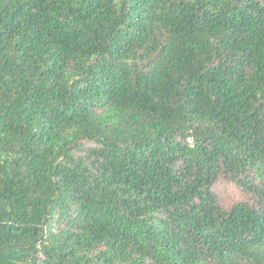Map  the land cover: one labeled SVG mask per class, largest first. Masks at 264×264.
<instances>
[{"label": "trees", "instance_id": "trees-1", "mask_svg": "<svg viewBox=\"0 0 264 264\" xmlns=\"http://www.w3.org/2000/svg\"><path fill=\"white\" fill-rule=\"evenodd\" d=\"M0 264H264V0H0Z\"/></svg>", "mask_w": 264, "mask_h": 264}, {"label": "rangeland", "instance_id": "rangeland-1", "mask_svg": "<svg viewBox=\"0 0 264 264\" xmlns=\"http://www.w3.org/2000/svg\"><path fill=\"white\" fill-rule=\"evenodd\" d=\"M220 195V199L224 203H231L234 200L240 199L239 191L231 184L219 181L214 187Z\"/></svg>", "mask_w": 264, "mask_h": 264}]
</instances>
